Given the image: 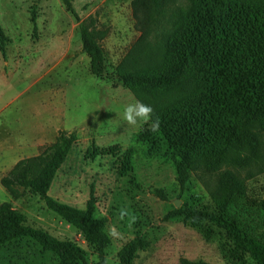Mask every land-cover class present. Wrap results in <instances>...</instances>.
I'll return each instance as SVG.
<instances>
[{
  "label": "rangeland",
  "instance_id": "rangeland-1",
  "mask_svg": "<svg viewBox=\"0 0 264 264\" xmlns=\"http://www.w3.org/2000/svg\"><path fill=\"white\" fill-rule=\"evenodd\" d=\"M79 21H96L104 51L101 78L89 71L82 51L78 21L63 0H0V26L7 37L0 51V178L22 158L36 156L60 130L76 135V143L57 172L48 196L76 209L91 201L96 218L105 221L110 244L108 263L118 251L138 239L144 244L131 264H179L180 259L208 264H255L248 256L232 259L230 242L221 230L194 228L181 218H166L190 195L210 205L209 193L219 175L230 170L247 186L248 195L264 199V134L227 164L215 170L191 172L187 191L176 182L175 157L166 142L150 129L151 121L131 126L124 107L136 101L120 82L115 68L137 43L132 0H66ZM191 0H173L152 24L151 44L177 25ZM127 149L131 170L120 174ZM98 153L91 157L92 151ZM162 189L166 199L153 194ZM8 202L25 217V224L70 241L86 253V264L97 256L79 231L45 205L39 195L13 199L0 185V203ZM121 208L130 215L120 219ZM115 226L119 236L109 231ZM212 236L204 238L202 229ZM57 257L22 238L0 249V264H58Z\"/></svg>",
  "mask_w": 264,
  "mask_h": 264
},
{
  "label": "trees",
  "instance_id": "trees-1",
  "mask_svg": "<svg viewBox=\"0 0 264 264\" xmlns=\"http://www.w3.org/2000/svg\"><path fill=\"white\" fill-rule=\"evenodd\" d=\"M173 0H132L131 11L140 37L118 63L115 72L136 98L159 118L160 136L175 157L176 182L187 191L191 172L215 170L251 146L264 134V0H191V8L158 43L146 37L157 16ZM82 51L89 58L90 73L101 78L104 51L99 44L96 21L78 20ZM7 43L0 26V51ZM76 143V135L58 131L55 140L33 157L19 159L0 178V185L13 199L24 193L39 195L47 208L76 228L97 256L96 264H110L105 250L110 239L105 221L96 218L88 201L76 209L48 196L54 177ZM127 149L121 157L120 174L131 170ZM98 153L92 151L91 157ZM153 194L165 200L162 189ZM210 205L190 195L166 218H181L194 228L203 225L221 230L230 242L232 259L248 255L264 264V199L248 195L247 186L230 170L219 175L209 193ZM209 240L212 231L202 229ZM28 238L53 253L58 264H86V253L70 241L25 224L23 214L8 202L0 203V249ZM144 244L135 239L116 255L115 264H131ZM179 264H208L180 259Z\"/></svg>",
  "mask_w": 264,
  "mask_h": 264
},
{
  "label": "clouds",
  "instance_id": "clouds-1",
  "mask_svg": "<svg viewBox=\"0 0 264 264\" xmlns=\"http://www.w3.org/2000/svg\"><path fill=\"white\" fill-rule=\"evenodd\" d=\"M155 115L154 109L150 105H146L141 101H134L133 103L127 104L124 107L123 119L127 122L128 125L133 127L142 126L148 124ZM150 129L152 131H157L159 129V118L156 117L155 121L150 124ZM130 213L126 208H121L120 210V219L123 220L125 217L129 216ZM109 235L112 237L119 236V232L115 226H112Z\"/></svg>",
  "mask_w": 264,
  "mask_h": 264
}]
</instances>
